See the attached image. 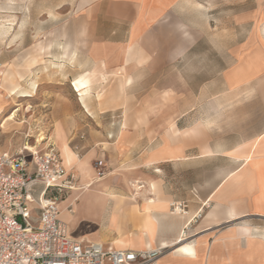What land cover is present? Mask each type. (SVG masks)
<instances>
[{
	"label": "crops",
	"instance_id": "obj_1",
	"mask_svg": "<svg viewBox=\"0 0 264 264\" xmlns=\"http://www.w3.org/2000/svg\"><path fill=\"white\" fill-rule=\"evenodd\" d=\"M85 1L95 20L101 15L111 24L110 33L93 41L86 51L95 71L124 73L130 79L126 87H130L137 83V74L149 78L172 67L188 89V81L177 67L196 54L200 41L197 30L191 27L196 21L183 19L186 1ZM257 3L253 10L239 15L241 23L256 20L264 24V1ZM229 55L236 58L235 63L201 85L207 90L220 84L219 90L205 99L219 111L205 115L180 112L168 128L140 132L131 127L105 133L108 140L118 137L119 142L124 136L128 152L140 148L142 153L141 185L131 184L125 203L114 196L107 198L94 182L90 183L93 169L89 154L80 159L66 143L70 148L65 146L59 153L63 166L69 176L74 174L73 179L81 177L79 187L59 205L60 220L70 238L102 243L115 250H172L155 264H264V115L245 111L247 104L256 103L258 93L257 87L246 86L264 76L263 29L252 32ZM77 80L73 87L82 103L78 101L90 115L87 100L92 97L91 79ZM80 83H85L82 90L89 88L85 104L76 90ZM168 91L179 98L176 86ZM163 92L156 97L157 102L148 96L142 103H161ZM261 98L264 103V96ZM112 110L87 117L97 120ZM128 116L125 114L126 120ZM194 119L201 123L183 125L182 121ZM139 136L143 140L137 146ZM85 137L83 134L80 140ZM86 144L75 148L83 151ZM137 186L143 188L142 193L138 194ZM85 197L99 205V219L79 217L80 202ZM179 204L182 212L174 213L172 207ZM184 246L192 248L191 254L181 251Z\"/></svg>",
	"mask_w": 264,
	"mask_h": 264
},
{
	"label": "rangeland",
	"instance_id": "obj_2",
	"mask_svg": "<svg viewBox=\"0 0 264 264\" xmlns=\"http://www.w3.org/2000/svg\"><path fill=\"white\" fill-rule=\"evenodd\" d=\"M184 1L183 19L196 21L191 27L197 30L200 41L196 54L177 67L191 89L179 82L172 67L149 78L137 74V83L130 87H126L130 79L124 73L95 71L86 58V51L93 41L110 33L111 24L101 15L95 20L88 1L0 0V56L5 64L0 76V86L5 88L0 98V156L29 155L26 147L40 153L54 147L63 153L64 147L69 145L80 159L89 154L93 169L90 183L94 182V187L107 198L114 196L125 203L126 195L132 190L131 184L141 185L142 153L140 148L128 152L124 136L119 142L118 137L108 140L105 133H118L122 128L131 127L140 132L149 128H168L173 126L177 113L205 115L219 111L218 106L207 104L205 99L216 93L220 84L215 83L207 90L201 89V85L235 63L236 58L229 54L252 32L262 29L264 32V24L260 21L246 24L239 21V15L253 10L257 2L264 0ZM194 6L198 8L196 11ZM126 32L123 31L125 35ZM81 77L91 79L92 97L87 100L90 115L80 104L79 93L73 87ZM174 86L179 98L168 91ZM251 87L258 88L257 100L247 104L245 111H258L264 115L261 98L264 96V76L246 86L247 89ZM161 92L164 93L161 103H142V98L148 96L150 101L157 102L156 97ZM247 92L245 96L249 95ZM22 94L31 97L20 98ZM108 108H113L111 113L97 120L87 117L95 118V112H105ZM12 113L15 118L5 121ZM125 114H129L127 120ZM149 117L151 119L147 120ZM182 122L186 127L201 123L195 119ZM262 124L264 128V116ZM83 134H86L84 141L80 140ZM136 140V145L140 146L142 137ZM86 142L83 151L75 148ZM108 142L114 145H108ZM99 161L105 165V175L101 178L96 170ZM80 181L81 177L75 176L72 185L79 187ZM101 191L97 193L101 195ZM69 194L71 191H65L62 199ZM80 206L79 217L99 219V205L85 197ZM177 209L179 213L180 209ZM113 222H116L115 217ZM183 236L180 239H184ZM171 252L167 249L162 256Z\"/></svg>",
	"mask_w": 264,
	"mask_h": 264
},
{
	"label": "built area",
	"instance_id": "obj_3",
	"mask_svg": "<svg viewBox=\"0 0 264 264\" xmlns=\"http://www.w3.org/2000/svg\"><path fill=\"white\" fill-rule=\"evenodd\" d=\"M4 69L0 56V76ZM104 166L97 164L99 178ZM72 183L54 147L0 156V264H155L167 250H115L70 238L59 205L62 194L75 189ZM177 208L181 213L182 205L173 206L174 213Z\"/></svg>",
	"mask_w": 264,
	"mask_h": 264
},
{
	"label": "bare ground",
	"instance_id": "obj_4",
	"mask_svg": "<svg viewBox=\"0 0 264 264\" xmlns=\"http://www.w3.org/2000/svg\"><path fill=\"white\" fill-rule=\"evenodd\" d=\"M83 86H85V83H80L79 84V86L77 85L76 87L78 88V91L80 92V96H82V101H83V103L85 104V97L84 96H87V94L89 93V88H87V89H84V90H82V89H80V87H83ZM3 91H5V88L4 87H2V86H0V98L2 97V92ZM15 93V92H14ZM20 98H30L31 97V95H28V94H22V95H20L19 96ZM15 118V113H12L5 121H12L13 119ZM65 149V148H64ZM25 150H28V151H34V149L33 148H31V147H26L25 148ZM66 155V154H65ZM74 190H76V189H74ZM142 191H143V188L142 187H139V186H137V192H138V194L139 193H142ZM177 211H178V209H177ZM184 239H181V241H183ZM183 245H185V244H183ZM180 248V247H179ZM164 249V248H163ZM182 249H188V250H190V252L192 251V248H190V247H188V246H184ZM185 252H188V251H185Z\"/></svg>",
	"mask_w": 264,
	"mask_h": 264
},
{
	"label": "snow or ice",
	"instance_id": "obj_5",
	"mask_svg": "<svg viewBox=\"0 0 264 264\" xmlns=\"http://www.w3.org/2000/svg\"><path fill=\"white\" fill-rule=\"evenodd\" d=\"M181 251H188L191 254L190 250L188 249H181Z\"/></svg>",
	"mask_w": 264,
	"mask_h": 264
}]
</instances>
